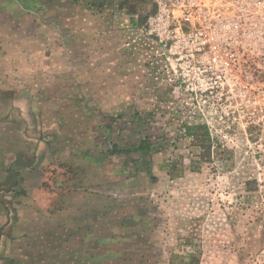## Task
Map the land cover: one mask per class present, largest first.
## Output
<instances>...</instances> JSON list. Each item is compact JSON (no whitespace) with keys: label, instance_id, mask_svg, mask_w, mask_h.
Segmentation results:
<instances>
[{"label":"crops","instance_id":"1","mask_svg":"<svg viewBox=\"0 0 264 264\" xmlns=\"http://www.w3.org/2000/svg\"><path fill=\"white\" fill-rule=\"evenodd\" d=\"M89 3L0 0V264L87 262L102 220L83 188L97 139L82 137L135 86L140 22L134 0Z\"/></svg>","mask_w":264,"mask_h":264},{"label":"rangeland","instance_id":"2","mask_svg":"<svg viewBox=\"0 0 264 264\" xmlns=\"http://www.w3.org/2000/svg\"><path fill=\"white\" fill-rule=\"evenodd\" d=\"M134 1L142 24L153 2ZM134 62L135 86L110 110L93 103L102 117L90 118L82 137L83 144L87 135L97 139L83 188L94 197L90 211L103 214L97 232L89 224L82 264H264V121L190 116L171 87ZM99 123L111 127L121 148L149 139L154 179L137 169V156L103 155L107 138ZM204 124L212 133L210 157L186 134V127ZM175 163L184 171L178 177L163 169Z\"/></svg>","mask_w":264,"mask_h":264},{"label":"built area","instance_id":"3","mask_svg":"<svg viewBox=\"0 0 264 264\" xmlns=\"http://www.w3.org/2000/svg\"><path fill=\"white\" fill-rule=\"evenodd\" d=\"M153 5L127 46L154 82L190 116L264 121V0Z\"/></svg>","mask_w":264,"mask_h":264},{"label":"trees","instance_id":"4","mask_svg":"<svg viewBox=\"0 0 264 264\" xmlns=\"http://www.w3.org/2000/svg\"><path fill=\"white\" fill-rule=\"evenodd\" d=\"M154 11V10H153ZM186 134L189 136L196 137L202 144H204L205 152L208 157L211 156L212 146H211V138L208 132V129L205 125H196L192 127H186ZM112 133L110 131L109 133V139H108V150L106 155L109 157H114L118 155H125V156H137L139 159V165L137 166V169L139 171H145L148 176L152 179H154L153 172H152V166L149 162L148 158L150 157L152 153V146L150 144V141L148 138H143L137 143L135 142H129L128 147L121 148L115 141L112 140ZM177 163L174 165H164L163 169L167 170L169 174L174 177H178L181 174L184 173L182 169H177ZM176 172V173H175Z\"/></svg>","mask_w":264,"mask_h":264}]
</instances>
